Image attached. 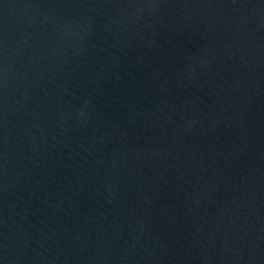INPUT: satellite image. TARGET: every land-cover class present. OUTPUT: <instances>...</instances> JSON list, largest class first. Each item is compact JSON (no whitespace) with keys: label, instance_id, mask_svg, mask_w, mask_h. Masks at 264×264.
Masks as SVG:
<instances>
[{"label":"water","instance_id":"95a60500","mask_svg":"<svg viewBox=\"0 0 264 264\" xmlns=\"http://www.w3.org/2000/svg\"><path fill=\"white\" fill-rule=\"evenodd\" d=\"M0 264H264V0H0Z\"/></svg>","mask_w":264,"mask_h":264}]
</instances>
